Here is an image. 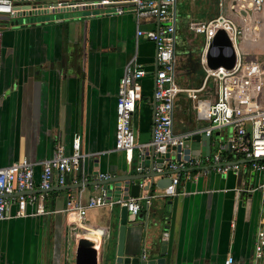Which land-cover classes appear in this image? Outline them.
Listing matches in <instances>:
<instances>
[{"label": "crops", "instance_id": "0c3cea01", "mask_svg": "<svg viewBox=\"0 0 264 264\" xmlns=\"http://www.w3.org/2000/svg\"><path fill=\"white\" fill-rule=\"evenodd\" d=\"M217 13L216 2L207 21ZM71 14L11 24L10 16L0 13V166L24 157L37 163L34 190L39 189V163L51 157L58 133L67 153L73 135L80 133L81 150L87 154L84 183L97 181L98 172L112 177L137 174L134 169L127 171L123 153L113 150L116 90L123 66L133 55L146 68H153L155 45L136 39L135 21L129 14ZM142 27L150 25L143 22ZM185 31L177 23L176 42L186 37ZM202 78L189 88L198 87ZM176 81L179 84L177 77ZM152 88V80L145 79L132 117L138 143L151 138ZM184 102L176 99L175 105L182 109ZM195 126L199 125L186 130ZM227 133L228 129L217 130L213 139L224 141ZM201 147L200 142L192 145L190 156L201 155ZM215 149L213 144L210 153ZM169 157L182 154L171 151ZM72 178L69 174L64 185L51 186L65 188L44 193L43 213L32 214L36 205L28 204L25 216L0 220V264H78L81 237L93 240L94 264H114L116 255L134 256L142 249L158 258L162 234H166L165 264H223L228 253L233 264H264V252L260 258L254 253L256 232L264 225L263 201L256 188L264 181V171L245 166L238 173L194 171L191 179L180 177L174 194L158 188L155 182L160 177H154L152 190L139 189L138 197H151L148 207L139 200L142 208L137 215L115 202L88 209L81 223H71L65 212L68 198L80 190L75 187L80 183H72ZM102 187L106 186L81 188L83 202ZM110 192L113 198L130 196V189L119 193L116 183ZM15 209L13 204L11 212Z\"/></svg>", "mask_w": 264, "mask_h": 264}, {"label": "built area", "instance_id": "2783aa9c", "mask_svg": "<svg viewBox=\"0 0 264 264\" xmlns=\"http://www.w3.org/2000/svg\"><path fill=\"white\" fill-rule=\"evenodd\" d=\"M238 1L246 3L245 7L236 9L234 4ZM177 2L178 0H0V13L10 17L16 13L41 14L55 9H64V13L78 12L81 17L124 14L133 17L136 39L144 38L153 42L156 53L152 69L142 65L136 55L123 66L116 90L113 150L123 153L127 171L134 169L137 174L173 171L170 190L166 194H174L180 177L191 179L194 171L203 173L211 168L218 173H238L241 166L257 172L264 171V35L261 34L264 0H218L217 15L205 23L197 22L204 37L200 54L204 75L201 84L196 88L183 87L176 81ZM242 9H249L250 13L247 12L243 17L240 14ZM143 22L150 27L143 28ZM218 28L227 31L235 49V63L230 69L219 67L212 70L206 66L205 52ZM251 34L255 37H251ZM155 66L156 70H153ZM148 78L153 83L151 138L147 142L138 143L133 132L132 117L142 97L143 81ZM212 80L210 89L208 85ZM182 93L188 96L198 118L206 124L184 132H174V105L178 95ZM199 93L203 94L200 98ZM222 129H228V133L224 141L216 142L213 134ZM201 134L211 135L216 144V149L209 155L198 154L188 159L165 157L192 136ZM86 156L81 150L80 133L73 135L69 153L65 151L61 134L58 133L51 157L39 163L40 190L49 189L53 183L64 185L69 174L73 175L72 183L81 184L77 188L80 189L79 192L70 196L66 203L65 212L71 223L83 222L88 209L107 207L115 202L132 215L141 211L140 199L148 207L150 195H118L113 198L111 190L105 187L83 202L81 188L85 187L83 184L87 179L83 170ZM229 157H234L237 161H229ZM157 158H162L161 166L157 165ZM135 159L137 164L134 166ZM248 159L253 160L247 161ZM36 164L24 157L9 165L0 166V220L25 216L28 204L36 205L32 214L43 213L42 201L45 192L23 193L35 188L33 176ZM110 178L112 175L107 172L96 174V180ZM145 184L146 182L139 181L140 187ZM118 187L122 192L125 184L121 182ZM256 188L262 197L264 213V181ZM13 204L16 206L14 213L11 212ZM256 238L254 253L260 258L264 252V225L257 230ZM142 252L146 254L144 249ZM233 262L232 254L228 253L223 264Z\"/></svg>", "mask_w": 264, "mask_h": 264}, {"label": "water", "instance_id": "95a60500", "mask_svg": "<svg viewBox=\"0 0 264 264\" xmlns=\"http://www.w3.org/2000/svg\"><path fill=\"white\" fill-rule=\"evenodd\" d=\"M17 7V6H15ZM64 9H55L50 11H44L39 14V12H27L25 14L16 13L14 16L10 17L12 19L11 24H22L24 23H33L39 22L41 19L45 20H54L56 18H65L69 17L72 14L69 12L64 13ZM247 12L250 13V10H240V14L245 17ZM38 13V15L36 14ZM156 52V51H155ZM235 49L229 39V35L224 28H218L213 37L211 38L209 45L205 52V62L206 66L209 69L215 70L219 67H223L225 69H230L234 66L235 63ZM153 70H156V66ZM201 143L202 152L200 153L202 156L209 155L210 148L213 146V140L211 135L201 134L192 136L190 139L186 140L182 145L177 146L174 150L179 154H182L183 159H188L190 157V147L195 145V143ZM153 161H154V156ZM165 157H169V154H166ZM171 158V157H170ZM173 158V157H172ZM179 158V157H178ZM177 158V159H178ZM158 166H161L162 158L155 159ZM253 159H248L250 161ZM174 172L171 170H163L160 172H149L144 174H124L117 177H112L107 180H97L93 182H86L83 185L86 187L88 186H95V185H105L107 189L111 190L114 183H116V188L120 193L119 184L123 182L125 184V188L123 191H128L130 189V196H138L139 193V181L141 179H148L146 184L144 185V189L152 190L154 184V177H160L156 182V186L160 189H165L169 191V185L171 184V177ZM133 180V183L130 181ZM81 184L75 186L78 187ZM66 186H57V187H50L49 189L45 190H27L23 193H31V192H40L44 191L47 192L49 190H60L65 188ZM141 217V214L138 217ZM154 225V223L152 222ZM144 225H147V215L145 214V221ZM93 240L89 237H81L79 241V250H78V264H94V247ZM143 249L141 253L134 256H117L115 257L114 264H165V252H166V234H162L161 237V246L159 249V257L158 258H151L150 254H144Z\"/></svg>", "mask_w": 264, "mask_h": 264}, {"label": "rangeland", "instance_id": "374dc122", "mask_svg": "<svg viewBox=\"0 0 264 264\" xmlns=\"http://www.w3.org/2000/svg\"><path fill=\"white\" fill-rule=\"evenodd\" d=\"M217 1L218 0H178L177 2V23H180L181 26L186 29V33L184 34L186 35V37L182 41L177 40L175 46V69L179 84L181 85L182 81L187 78L185 81H183L185 85L181 86L194 87L193 85H196L197 81L203 76L202 69H200L199 66L197 67V61L200 58L203 44V33L200 32V28L197 22L201 21L202 23H205L211 16L214 15ZM245 4L246 3L238 1L236 4H234V7L236 9H239L241 7H245ZM248 5L250 6V4ZM185 15H187L188 17L186 16V18H184ZM247 22L248 26H250L249 18ZM251 37H255V35L251 34ZM194 63H196V65L193 67V69L192 65ZM212 85L213 80L209 82L208 87L212 89ZM210 89H208V91H210ZM182 94L185 95L184 93ZM180 95L178 96L177 100H180L182 98V100L186 103L184 102L182 109V106L180 104L175 105V110H177L178 113L176 114V116H174L173 131L175 132L177 130H186L193 124L199 126L205 125L206 123L198 118L196 110L192 107V102H189L190 99L188 98V96ZM198 96V98H200L201 96H203V94L199 93Z\"/></svg>", "mask_w": 264, "mask_h": 264}, {"label": "trees", "instance_id": "16d2710c", "mask_svg": "<svg viewBox=\"0 0 264 264\" xmlns=\"http://www.w3.org/2000/svg\"><path fill=\"white\" fill-rule=\"evenodd\" d=\"M196 65V63H194L193 65H192V68L194 67ZM198 66H200V62H199V60L197 61V67ZM194 69V68H193ZM203 71V70H202ZM203 75H204V71H203Z\"/></svg>", "mask_w": 264, "mask_h": 264}]
</instances>
